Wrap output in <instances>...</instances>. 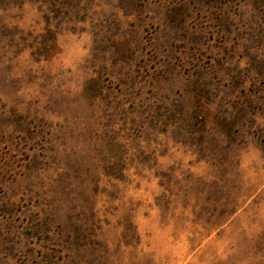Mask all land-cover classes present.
I'll return each mask as SVG.
<instances>
[{
	"label": "rangeland",
	"instance_id": "374dc122",
	"mask_svg": "<svg viewBox=\"0 0 264 264\" xmlns=\"http://www.w3.org/2000/svg\"><path fill=\"white\" fill-rule=\"evenodd\" d=\"M0 264H264V0H0Z\"/></svg>",
	"mask_w": 264,
	"mask_h": 264
}]
</instances>
